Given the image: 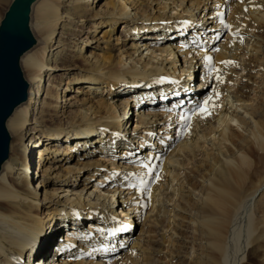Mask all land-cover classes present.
Masks as SVG:
<instances>
[{"label": "bare ground", "instance_id": "1", "mask_svg": "<svg viewBox=\"0 0 264 264\" xmlns=\"http://www.w3.org/2000/svg\"><path fill=\"white\" fill-rule=\"evenodd\" d=\"M103 1L32 8L28 100L7 121L0 171V264H264V0ZM220 25L226 37L206 39ZM198 66L208 95L187 78ZM160 69L179 72L166 83ZM118 211L142 220L127 251Z\"/></svg>", "mask_w": 264, "mask_h": 264}, {"label": "water", "instance_id": "2", "mask_svg": "<svg viewBox=\"0 0 264 264\" xmlns=\"http://www.w3.org/2000/svg\"><path fill=\"white\" fill-rule=\"evenodd\" d=\"M37 0H10L0 17V171L9 158L11 134L7 121L28 100L29 82L21 58L39 40L31 28Z\"/></svg>", "mask_w": 264, "mask_h": 264}, {"label": "rangeland", "instance_id": "3", "mask_svg": "<svg viewBox=\"0 0 264 264\" xmlns=\"http://www.w3.org/2000/svg\"><path fill=\"white\" fill-rule=\"evenodd\" d=\"M9 0H0V17H1V15H2V13H3V11L5 10V8H6V6L9 4V2H8ZM103 1V0H102ZM104 2V1H103ZM102 2V3H103ZM214 4H216V2L214 1L213 2ZM220 7H218V8H216L215 10H213V12H216V11H220ZM226 9V10H225ZM228 7L226 6V7H223V9H222V14H220V15H222V18L224 19V20H226L227 18H228ZM209 11H212V10H209ZM214 19L216 20V19H218V16H215L214 17ZM210 25H214V24H212V23H209ZM216 24V23H215ZM219 26V25H218ZM223 25H220V27H217V28H215V29H210V31H214V30H217V29H219L218 31H219V34L216 36V39L215 38H208V37H206V39H208L209 41L210 40H216V41H218V42H220L221 40H223L222 38H225L226 37V35L228 34V25H224L223 27H222ZM226 26V27H225ZM121 29H122V26L120 25V24H118L117 26H116V30L114 31V33H113V35L114 36H116L117 34L119 35V32L121 31ZM222 31V32H221ZM211 32H209V34H210ZM240 36H243V37H245L244 38V43H243V45L242 46H245L246 44H245V42H247L248 41V38H250L251 37V35L249 36V35H246L245 33H241V34H239ZM113 37V36H112ZM253 38V37H252ZM252 41V39L249 41V43ZM114 43H116V41H114ZM173 43V42H172ZM175 43V42H174ZM201 69V67H199L198 66V69H196V72L195 73H191L190 74V77H188L187 76V78H191V79H193V84H194V87H196L197 88V92H200V94L201 95H196V96H202V95H208L209 93H210V91H211V89H213V82H211L210 84H208V85H206L204 82H203V80H202V77H204V74H203V72L200 70ZM24 71H25V69H24ZM59 71H61V70H59ZM167 71V72H166ZM165 71V69H160V70H158V71H154V73H153V75L155 74V73H158V72H162V73H164V80H165V82L166 83H168L169 82V80H175V79H173L174 77H175V75L177 76V74H178V72H179V70L178 69H175V70H173V69H170V70H166ZM171 72V73H170ZM25 74H26V71H25ZM27 75V74H26ZM151 76V75H150ZM226 78H225V83L227 84L228 83V80L229 79H231V75H226L225 76ZM124 79L125 78H123L122 77V79L120 80L121 82L122 81H124ZM66 80V79H65ZM120 82V83H121ZM199 84H202V85H200V86H198ZM205 84V85H204ZM76 86H81V85H79V84H73L72 85V87L70 86V88H74V87H76ZM82 86H84V85H82ZM198 86V87H197ZM196 92V93H197ZM204 92V93H203ZM70 93H72V90L71 89H67L66 91H65V93L64 94H70ZM80 95H82V93H79ZM250 94V95H249ZM248 95L249 96H252V94L253 93H249ZM195 96V97H196ZM121 97V95H119L118 97H117V100H116V102H118L119 101V98ZM170 109L168 108V110H164L166 113L168 112H171V110L169 111ZM119 119V118H118ZM135 119H136V116H135V113H133L132 115H131V117H130V119L127 121V122H129L128 124H129V126H130V129L132 128L133 129V126H134V121H135ZM188 127V125H185V127H182L181 128V130H184V129H186ZM106 128H103V130H105ZM131 129V130H132ZM102 130V131H103ZM95 131H97V130H95ZM100 132V131H99ZM103 133V132H102ZM143 141V140H142ZM179 141H180V139H179ZM37 149H38V147H37ZM37 149H35L36 151H37ZM34 150V156H35V154H36V151ZM123 149H120L119 150V152H120V154H121V151H122ZM36 160V159H35ZM35 169H36V165H35V163H33L32 162V166H31V169L30 170H32V172L33 171H35ZM103 188L104 187H102V190H103ZM91 189H93L92 187L90 188V190ZM77 210V209H76ZM79 210V209H78ZM43 214V213H42ZM118 215H119V219H118V221H119V223L120 224H124L125 226H130L131 228H132V233L130 232V236H127V240H125V241H122L125 245H124V249H125V251H127V250H129V248L130 247H132V242H133V240L131 239V237L133 238L134 237V235L136 236V235H138V232H139V230H140V226H141V221L142 220H136L134 217H132V216H130V215H126L125 216V214H123L122 212H119L118 211ZM129 218V219H128ZM117 221V222H118ZM117 222H115V223H117ZM170 226H172V225H170ZM96 229H99V228H96ZM93 231H95V230H93ZM97 231V230H96ZM66 232H65V230H63L62 232H60V233H58V235H57V237H58V240H62V239H64V236H66V234H65ZM168 233V230L166 231V234ZM120 237H123L122 236V234L120 235ZM130 237V238H129ZM66 242V241H65ZM167 244V243H166ZM123 248H121V249H123ZM56 249V248H55ZM165 250H167L166 248H164L163 250H162V254L161 255H159V257H161V260H168V256H166L167 258H165V252H167V251H165ZM54 252H55V250H53ZM119 252V251H118ZM52 255V256H51ZM50 255V259L52 258L53 259V256L55 255L54 253H52ZM165 258V259H164ZM49 261H51V260H48V262ZM111 261V260H110Z\"/></svg>", "mask_w": 264, "mask_h": 264}, {"label": "snow or ice", "instance_id": "4", "mask_svg": "<svg viewBox=\"0 0 264 264\" xmlns=\"http://www.w3.org/2000/svg\"><path fill=\"white\" fill-rule=\"evenodd\" d=\"M205 103H207V101ZM205 110H206L205 108H201L200 109V111H202V112L205 111Z\"/></svg>", "mask_w": 264, "mask_h": 264}]
</instances>
